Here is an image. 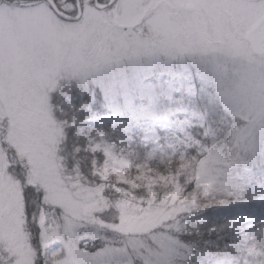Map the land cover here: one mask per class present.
Masks as SVG:
<instances>
[{"label": "snow or ice", "instance_id": "obj_1", "mask_svg": "<svg viewBox=\"0 0 264 264\" xmlns=\"http://www.w3.org/2000/svg\"><path fill=\"white\" fill-rule=\"evenodd\" d=\"M261 33L264 0H0V264H264Z\"/></svg>", "mask_w": 264, "mask_h": 264}, {"label": "rangeland", "instance_id": "obj_2", "mask_svg": "<svg viewBox=\"0 0 264 264\" xmlns=\"http://www.w3.org/2000/svg\"><path fill=\"white\" fill-rule=\"evenodd\" d=\"M225 11L229 15H235L233 12H231V10L226 9ZM223 14L224 13H219L217 18L219 19V16H222ZM222 30H223L222 24L218 25L216 31L221 32ZM260 46L261 49H264V40L261 42ZM36 112L38 113V115H36L35 119L33 120V125L35 126L37 135L33 139L35 141L34 153L39 155L40 151H44L45 153L51 152V149L48 147V143H52L54 141L55 134H54V130L50 127V124H53L54 122L51 120L50 107L47 105L46 100L44 99L41 100V107H39L36 110ZM133 150L135 152V149H131V148L126 149V151H130L132 153L131 159L136 162V160H138V154L137 152L133 153ZM159 155L160 154H157L154 157H149L148 154L146 153V156H148L147 159L160 158L161 160H166V161L169 160L166 156L160 155L159 157ZM115 163L118 165V167H114L112 171L117 174V176L121 181L132 184L134 187L139 186L141 182H143V184L146 182L150 191L152 190L153 186L157 184V177L149 174H142L136 179H130L126 171H124V169L127 168L128 165L122 161H116ZM137 180L140 181L139 184L137 183ZM83 191L84 190H81L73 194L69 192L67 189L58 188L55 190L54 196L55 199L59 202L66 203L74 208H79L81 205L79 201L74 198V196L83 195ZM91 195H92L91 192H88L87 195H84V199H89ZM178 195H179V188H177V192L175 194L176 198H178ZM157 216L158 213H150L142 220L134 216L126 217L128 230L130 231L139 230L143 228L145 225H151L156 221Z\"/></svg>", "mask_w": 264, "mask_h": 264}, {"label": "trees", "instance_id": "obj_3", "mask_svg": "<svg viewBox=\"0 0 264 264\" xmlns=\"http://www.w3.org/2000/svg\"><path fill=\"white\" fill-rule=\"evenodd\" d=\"M133 153H136V150L134 152L133 150ZM138 154V153H137ZM148 156H146V153H144L142 156L138 154V160H136V163H147L150 164L152 166L153 169H160L161 171L171 167V162L168 160H161L160 158H151V159H147ZM160 157V155H159ZM162 157V156H161ZM147 160V161H146ZM108 169L106 168L105 169V172H107ZM157 177V183H163V184H166L167 182H169L172 178L171 177H168V176H156ZM127 183V182H125ZM141 186H145L149 189L148 185L146 184V182L143 184V182H141L139 184V186H135V187H141ZM134 195V198H135V194Z\"/></svg>", "mask_w": 264, "mask_h": 264}, {"label": "water", "instance_id": "obj_4", "mask_svg": "<svg viewBox=\"0 0 264 264\" xmlns=\"http://www.w3.org/2000/svg\"><path fill=\"white\" fill-rule=\"evenodd\" d=\"M254 27H255V26H254ZM254 27H253V29H251V30L249 31V33H251L252 31H254ZM262 36H264V33H261V34H259L258 36L254 37L255 44H256V46H257L258 48H260V49H261V47H260V41H261V37H262Z\"/></svg>", "mask_w": 264, "mask_h": 264}, {"label": "flooded vegetation", "instance_id": "obj_5", "mask_svg": "<svg viewBox=\"0 0 264 264\" xmlns=\"http://www.w3.org/2000/svg\"><path fill=\"white\" fill-rule=\"evenodd\" d=\"M264 40V36H262V38H261V42ZM261 42H260V44H261Z\"/></svg>", "mask_w": 264, "mask_h": 264}]
</instances>
